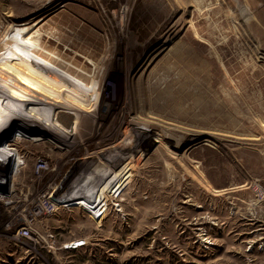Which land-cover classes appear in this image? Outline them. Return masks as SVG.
<instances>
[{"label": "rangeland", "instance_id": "obj_1", "mask_svg": "<svg viewBox=\"0 0 264 264\" xmlns=\"http://www.w3.org/2000/svg\"><path fill=\"white\" fill-rule=\"evenodd\" d=\"M24 23L104 100L99 124L73 119L70 145L11 143L25 165L0 178V206L69 182L29 264H264V0H0V56ZM37 156L51 163L42 180ZM88 180L106 203L77 202Z\"/></svg>", "mask_w": 264, "mask_h": 264}, {"label": "bare ground", "instance_id": "obj_2", "mask_svg": "<svg viewBox=\"0 0 264 264\" xmlns=\"http://www.w3.org/2000/svg\"><path fill=\"white\" fill-rule=\"evenodd\" d=\"M32 26L26 23L13 25L9 33L11 34L9 44L0 56V160L4 162L3 155L7 151L15 157L13 163L0 168V178L3 181L13 180L22 169V166L25 165L21 157L16 158L19 152L15 153L11 143L16 142V140H23L24 136L34 142L43 141L42 135L45 137L50 135L58 143L70 145L69 136L75 134L74 127L77 126L73 119L83 114L91 120L96 117V122L99 124L100 111L104 104L102 99L99 106L96 107L98 105L97 102L95 103L96 100H92L94 99L93 96L96 95L93 82L96 78L84 68L86 72L68 60V62L64 61L73 68L69 69L74 70L76 75L89 77V82L84 81L85 84L77 82L69 76V73L61 72L55 65L56 59L61 57L56 51L49 50L43 45L42 32L40 29L32 30ZM15 44L18 46L19 44L21 46L26 44L28 47L26 49H20L18 46L15 48ZM34 47L36 49H33ZM117 60L115 66L120 71L122 64L120 59L117 58ZM94 64L96 65V63ZM54 78H58L63 84H60ZM104 85L102 84L103 90L106 88ZM70 86L76 88L77 91L71 90ZM103 90H101V95H103ZM63 97L67 98L63 99ZM65 99H68L69 104H65ZM92 104H95L93 106L95 108L87 111V108ZM93 112H96V114L94 113L95 117ZM37 121L46 128H54V133L51 132L53 130H45L47 131L45 132L40 127L34 126L33 122L37 123ZM15 129L17 132L12 136ZM40 133L41 136H39ZM12 145L14 146V144ZM67 185H69L68 181L59 180L54 191L49 195L57 206L59 200L69 195L68 193L61 194ZM3 186L0 184V187L5 189V186ZM6 189L8 188L6 187ZM92 197L93 199H91ZM77 202L91 206L106 203L107 198L99 192L93 182L88 180L78 189ZM42 241H45V239ZM40 242L35 245L40 244Z\"/></svg>", "mask_w": 264, "mask_h": 264}, {"label": "built area", "instance_id": "obj_3", "mask_svg": "<svg viewBox=\"0 0 264 264\" xmlns=\"http://www.w3.org/2000/svg\"><path fill=\"white\" fill-rule=\"evenodd\" d=\"M51 169V163L47 158L43 156H37L35 158L33 168L35 180H42ZM49 195L50 193L34 198L24 207L22 204L13 207V200L1 199L0 216L1 208L6 210L7 206L13 208V213L9 215L7 222L2 224L1 228L4 232L0 231V235H16L21 241L31 245H35L45 239V234L40 233L38 226L43 219L51 217L57 210L56 202Z\"/></svg>", "mask_w": 264, "mask_h": 264}, {"label": "crops", "instance_id": "obj_4", "mask_svg": "<svg viewBox=\"0 0 264 264\" xmlns=\"http://www.w3.org/2000/svg\"><path fill=\"white\" fill-rule=\"evenodd\" d=\"M31 251V245L21 241L16 235L6 234L0 237V264L33 263L35 256Z\"/></svg>", "mask_w": 264, "mask_h": 264}]
</instances>
